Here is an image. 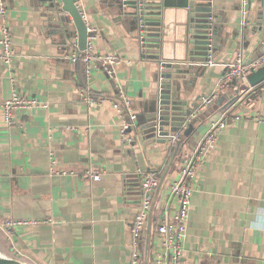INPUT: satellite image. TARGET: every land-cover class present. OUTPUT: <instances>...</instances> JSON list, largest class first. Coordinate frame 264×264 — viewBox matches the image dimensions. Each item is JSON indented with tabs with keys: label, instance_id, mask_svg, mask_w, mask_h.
Masks as SVG:
<instances>
[{
	"label": "crops",
	"instance_id": "obj_1",
	"mask_svg": "<svg viewBox=\"0 0 264 264\" xmlns=\"http://www.w3.org/2000/svg\"><path fill=\"white\" fill-rule=\"evenodd\" d=\"M162 3L160 43L152 48L159 53L149 54L142 43L147 33L138 21L142 10L133 0L79 1L98 33L94 55L122 59L109 78L100 68H92L87 77L85 64L70 59L86 47L80 19L75 24L69 17L58 18L49 0H5L14 56L10 68L0 65V106L13 87L47 105L15 111L9 125L0 117V220L36 222L15 227L10 241L0 229L13 258L27 264H130L140 180L156 171L162 179L139 240L143 264H151L156 227L164 213L171 216L176 210L168 194L179 159L169 144L170 132L163 137L144 133L159 95L156 56L163 62L183 56L187 0ZM209 4L218 38L190 78L187 102L195 108L202 95L219 88L236 53L250 60L264 56V26L260 32L254 27L264 0H247L244 6L242 0ZM208 60L214 65H206ZM240 85L222 89L220 104L216 99L188 137L180 136L181 147L192 150L204 139L209 122L229 115L197 173L182 264H264V122L258 120L264 119V92L250 98L251 89L227 103ZM119 90L137 115L139 131L130 144L120 139L122 117L111 104ZM83 91L107 100L85 102ZM87 172H100L102 179L93 181ZM14 250L20 255L15 257Z\"/></svg>",
	"mask_w": 264,
	"mask_h": 264
},
{
	"label": "built area",
	"instance_id": "obj_2",
	"mask_svg": "<svg viewBox=\"0 0 264 264\" xmlns=\"http://www.w3.org/2000/svg\"><path fill=\"white\" fill-rule=\"evenodd\" d=\"M247 0H242L243 6ZM80 9V8H79ZM80 17L85 26L86 47L81 55L72 54V62L80 60L86 66L85 74L88 77L92 68H100L109 78H114V68L122 62V59L116 54H106L104 56H95V44L98 39L96 29L87 22V17L80 9ZM246 15L244 8L242 16ZM139 27L143 28L142 19L139 20ZM142 40V36H141ZM14 56V49L11 42V36L7 24V9L5 0H0V65L10 68ZM208 66L214 65L212 60L206 63ZM264 66V56L250 60L242 52L236 53L229 64V69L224 75L220 86L199 98L196 110L191 114V118H196L202 114L219 96L222 89L233 87L236 84L246 82L247 77ZM15 76L10 77V83L14 86ZM85 102L102 103L107 100L104 96H94L91 92L83 91L80 94ZM112 107L122 117V123L119 128L120 139L125 144H130L139 131L137 126V115L130 105L129 99L119 90L117 97L111 101ZM46 104L35 98H27L18 94L13 87L11 95L1 103L0 117L6 124L13 123V113L17 110L30 108H46ZM229 115H223L219 120L209 122L208 131L204 139L192 150H184L182 147L178 150L179 168L176 178L169 185V200L176 201V210L173 215L167 213L162 215V221L156 227L157 244L153 249L151 264H182L183 244L186 237V225L190 210V202L195 190V181L197 173L204 161L215 138L227 125ZM233 120L238 121L239 116H234ZM260 122L264 119L259 118ZM183 129L175 132L169 137V144L176 147L179 144ZM86 176L93 181L102 179L100 172H87ZM160 173L156 171L146 172L139 184L140 206L131 224L132 252L130 264H143L141 247L139 240L146 229L149 216L152 211L153 199L157 189L160 186ZM43 222H50L46 220ZM36 224V222L18 221V220H0V229L4 232L6 238L10 241L13 229L17 226ZM264 234V230H262ZM15 257L19 252L14 250Z\"/></svg>",
	"mask_w": 264,
	"mask_h": 264
},
{
	"label": "water",
	"instance_id": "obj_3",
	"mask_svg": "<svg viewBox=\"0 0 264 264\" xmlns=\"http://www.w3.org/2000/svg\"><path fill=\"white\" fill-rule=\"evenodd\" d=\"M80 0H49L50 8H52L58 18L72 20L77 23L81 19L79 3ZM136 6L142 10L139 19L143 21V32L147 33V37H143L146 46V51L149 54H158V50H153L154 43H160V36L162 32L161 14L165 9L162 6L163 0H133ZM78 5V6H77ZM185 17H183L182 24V44L183 53L182 58L163 62V60L156 56L157 64L160 66V86L158 101L156 109L149 116L147 122L149 126L148 131L144 134H151L153 137H163L164 132H170L173 135L180 129H183V135L188 137L192 132L194 125L199 119L191 118V114L196 110L194 103L187 102V90L192 86L190 78L195 76L196 69H198L202 62L209 56L211 46L218 38V26L216 25L215 12H211L209 0H187ZM258 18L254 25L255 32H260V28L264 26V9L258 12ZM155 15V16H153ZM261 17V18H260ZM247 18V17H246ZM155 22L160 23L159 26L149 27L148 24ZM245 19V23H246ZM83 23V21H82ZM84 25V23H83ZM85 28V26H84ZM254 32V33H255ZM86 33V32H85ZM253 89L250 98L262 95L264 92V66L251 73L246 82L242 83L234 90V95L228 98L227 103H234L238 101L241 96ZM220 99L216 100L219 105ZM187 123V124H186ZM185 125H187L185 127ZM142 133V128H140ZM134 142L136 137H134ZM177 146L175 147L176 152ZM162 179V178H161ZM0 264H27L17 258L8 257L0 252Z\"/></svg>",
	"mask_w": 264,
	"mask_h": 264
},
{
	"label": "trees",
	"instance_id": "obj_4",
	"mask_svg": "<svg viewBox=\"0 0 264 264\" xmlns=\"http://www.w3.org/2000/svg\"><path fill=\"white\" fill-rule=\"evenodd\" d=\"M180 147H181V141H179V144L177 145L176 153H178V150ZM8 248H9V243L4 239V236H3L2 232L0 231V251L7 256L13 257L12 253L9 251ZM17 259L21 260L20 257Z\"/></svg>",
	"mask_w": 264,
	"mask_h": 264
},
{
	"label": "rangeland",
	"instance_id": "obj_5",
	"mask_svg": "<svg viewBox=\"0 0 264 264\" xmlns=\"http://www.w3.org/2000/svg\"><path fill=\"white\" fill-rule=\"evenodd\" d=\"M144 33H145V32H144ZM145 34H146V33H145ZM200 118H201V115H198V116H197V119H200Z\"/></svg>",
	"mask_w": 264,
	"mask_h": 264
}]
</instances>
